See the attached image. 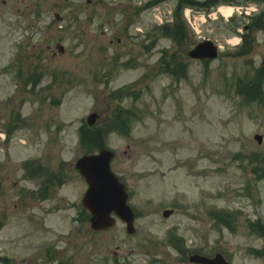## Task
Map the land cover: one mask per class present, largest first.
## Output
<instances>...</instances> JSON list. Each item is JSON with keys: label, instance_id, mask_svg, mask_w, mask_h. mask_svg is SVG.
<instances>
[{"label": "rangeland", "instance_id": "rangeland-1", "mask_svg": "<svg viewBox=\"0 0 264 264\" xmlns=\"http://www.w3.org/2000/svg\"><path fill=\"white\" fill-rule=\"evenodd\" d=\"M174 2L0 0V264H189V251L264 264L249 222H264V179L251 172L253 154L264 157L254 139L264 136V95L246 102L238 87L263 65L264 32L249 31L243 49L234 43L248 15L197 7L191 19L204 11L207 21L195 30L179 13L187 36L175 43L159 27ZM205 39L223 45L219 58L191 59ZM117 110L130 126L104 144L137 214L134 236L120 220L103 234L76 222L88 188L75 166L87 151L80 128L93 111L100 124ZM33 160L34 178L24 170ZM165 209L175 212L164 218ZM219 211L239 214L234 225Z\"/></svg>", "mask_w": 264, "mask_h": 264}, {"label": "water", "instance_id": "water-1", "mask_svg": "<svg viewBox=\"0 0 264 264\" xmlns=\"http://www.w3.org/2000/svg\"><path fill=\"white\" fill-rule=\"evenodd\" d=\"M189 56L193 59H214L219 56L218 47L210 40L203 41L189 51ZM96 119L95 115L89 118L92 124ZM256 139L261 142L262 136L257 135ZM114 158V153L107 149H102L99 155L85 156L80 159L77 167L86 178L90 188L84 198V205L88 208L92 217V227L96 231L110 229L115 224V219L111 214L116 212L123 220L129 224V231L134 232L133 213L127 207L128 195L125 187L119 182L111 172L110 163ZM169 212H165L167 216ZM192 262L203 264H229L222 255L214 258L194 255Z\"/></svg>", "mask_w": 264, "mask_h": 264}, {"label": "trees", "instance_id": "trees-1", "mask_svg": "<svg viewBox=\"0 0 264 264\" xmlns=\"http://www.w3.org/2000/svg\"><path fill=\"white\" fill-rule=\"evenodd\" d=\"M245 0H206L205 2H199L195 0H178V7L176 11V16H178L179 13H182L183 8L185 6H194V7H205L207 9H210L211 7L217 6L218 4H238ZM259 27L263 28L262 25H259ZM163 34H170L172 38L177 41L178 43H182V36H187V29L183 23H180L179 19L177 18L176 23L173 25H166L163 28ZM105 131L101 130H86L83 133L82 142L87 145L88 151H93L96 148H100L105 143ZM253 228L256 230L257 233H259L261 236L264 237V224L258 223L257 225L254 224Z\"/></svg>", "mask_w": 264, "mask_h": 264}, {"label": "bare ground", "instance_id": "bare-ground-1", "mask_svg": "<svg viewBox=\"0 0 264 264\" xmlns=\"http://www.w3.org/2000/svg\"><path fill=\"white\" fill-rule=\"evenodd\" d=\"M222 10L226 15H230L233 12L232 7L222 8Z\"/></svg>", "mask_w": 264, "mask_h": 264}, {"label": "flooded vegetation", "instance_id": "flooded-vegetation-1", "mask_svg": "<svg viewBox=\"0 0 264 264\" xmlns=\"http://www.w3.org/2000/svg\"><path fill=\"white\" fill-rule=\"evenodd\" d=\"M89 2L91 1V0H88ZM262 2H263V4H264V0H262ZM4 3H5V1H4ZM48 48L50 49L51 48V46H48Z\"/></svg>", "mask_w": 264, "mask_h": 264}]
</instances>
